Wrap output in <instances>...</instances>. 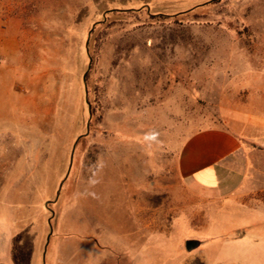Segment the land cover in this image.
I'll return each instance as SVG.
<instances>
[{
  "label": "rangeland",
  "instance_id": "rangeland-1",
  "mask_svg": "<svg viewBox=\"0 0 264 264\" xmlns=\"http://www.w3.org/2000/svg\"><path fill=\"white\" fill-rule=\"evenodd\" d=\"M242 106L264 116V0H0V264H264V192L176 168Z\"/></svg>",
  "mask_w": 264,
  "mask_h": 264
},
{
  "label": "crops",
  "instance_id": "crops-1",
  "mask_svg": "<svg viewBox=\"0 0 264 264\" xmlns=\"http://www.w3.org/2000/svg\"><path fill=\"white\" fill-rule=\"evenodd\" d=\"M253 112L242 106L227 116L225 126L199 130L188 137L178 153L176 168L189 190L231 201L264 192V116ZM90 237L84 242L92 241ZM91 243L96 252L104 249ZM110 258L96 256L95 260L106 264Z\"/></svg>",
  "mask_w": 264,
  "mask_h": 264
},
{
  "label": "water",
  "instance_id": "water-1",
  "mask_svg": "<svg viewBox=\"0 0 264 264\" xmlns=\"http://www.w3.org/2000/svg\"><path fill=\"white\" fill-rule=\"evenodd\" d=\"M88 44H89V40H88V42H87V50H88ZM84 83H85V85H86V79H85V77H84ZM88 129H89V126H88ZM77 142H78V141H77ZM76 144H77V143H76ZM75 149H76V145L73 147L72 156H71V164H72V162H73V157H74ZM49 239H50V238H48V242H49ZM195 245H196L195 242H188L186 247H187L188 250H192V249L195 247Z\"/></svg>",
  "mask_w": 264,
  "mask_h": 264
}]
</instances>
